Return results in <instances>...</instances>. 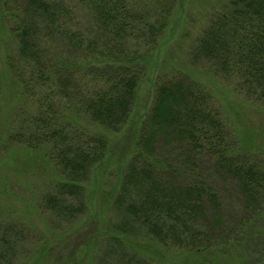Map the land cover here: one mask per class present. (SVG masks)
<instances>
[{"label": "trees", "instance_id": "obj_1", "mask_svg": "<svg viewBox=\"0 0 264 264\" xmlns=\"http://www.w3.org/2000/svg\"><path fill=\"white\" fill-rule=\"evenodd\" d=\"M170 2L3 0L16 22L8 65L32 110L17 113L9 141L54 163L40 205L62 239L73 233L64 226L87 212V183L109 151V133L130 118ZM228 3L195 42L192 62L237 81L264 108V0ZM177 76L156 86L112 202V229L87 241V256L92 264H264V153L243 149L201 76ZM53 236L0 220V264H22L34 242L23 264H52ZM67 256L82 264L77 246Z\"/></svg>", "mask_w": 264, "mask_h": 264}, {"label": "rangeland", "instance_id": "obj_2", "mask_svg": "<svg viewBox=\"0 0 264 264\" xmlns=\"http://www.w3.org/2000/svg\"><path fill=\"white\" fill-rule=\"evenodd\" d=\"M169 4V25L148 74L138 86L130 118L117 132L109 133V151L103 162L91 171L87 183V212L75 227L64 226L73 230L66 240L59 237L62 231L48 225L40 205L43 190L49 181L54 180V163L42 152L9 141L17 113L22 109L31 110V105L23 98L21 86L8 65V57L14 56L17 50L16 22L5 17L4 3L0 0V220L4 224L23 222L35 231L48 230L55 234L56 250L51 254L52 264H67V253L74 251L76 246L80 254L79 262L83 264L86 260L84 264H92L85 245L91 237L100 233L101 227L112 229V202L141 124L153 105L156 86L162 81L176 79L179 72H195L201 76L224 111L230 128L236 131L243 149L250 153H264V108L252 104L241 93L237 81L227 82L216 76L212 66L206 62H192L195 42L209 25L211 17L229 8L228 0H172ZM223 188L225 186L222 185ZM227 193V189L222 190V196L228 202L230 197ZM35 243L29 247V257L35 251ZM29 257L22 254L17 263L23 264ZM189 260L171 259L169 264L194 262V259Z\"/></svg>", "mask_w": 264, "mask_h": 264}]
</instances>
